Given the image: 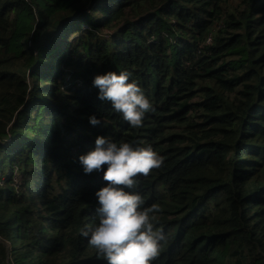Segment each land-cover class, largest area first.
<instances>
[{
    "label": "trees",
    "instance_id": "obj_1",
    "mask_svg": "<svg viewBox=\"0 0 264 264\" xmlns=\"http://www.w3.org/2000/svg\"><path fill=\"white\" fill-rule=\"evenodd\" d=\"M107 70L150 98L140 127L97 98ZM97 135L162 157L128 189L159 206L152 264H264V0H0V264H104L79 235Z\"/></svg>",
    "mask_w": 264,
    "mask_h": 264
},
{
    "label": "clouds",
    "instance_id": "obj_2",
    "mask_svg": "<svg viewBox=\"0 0 264 264\" xmlns=\"http://www.w3.org/2000/svg\"><path fill=\"white\" fill-rule=\"evenodd\" d=\"M99 35L107 37L110 33ZM205 43H213L212 37L206 38ZM131 77L129 70H107L96 73L91 84L97 89L99 100L110 103L115 113L131 127L138 128L145 114L155 108ZM101 119L95 114L88 116L92 125L99 124ZM94 145L77 159L85 175L102 170L106 183L94 192L98 222L80 228L79 235L104 264H152L167 239L163 227L156 223L159 206L145 207L141 193L128 189L136 186L137 174L146 176L150 170L159 168L162 157L150 144L134 145L105 135H97Z\"/></svg>",
    "mask_w": 264,
    "mask_h": 264
},
{
    "label": "rangeland",
    "instance_id": "obj_3",
    "mask_svg": "<svg viewBox=\"0 0 264 264\" xmlns=\"http://www.w3.org/2000/svg\"><path fill=\"white\" fill-rule=\"evenodd\" d=\"M105 32H110V30L109 29H105ZM49 63V62H48ZM32 71V69H30L28 72H27V75H26V79H27V83H30L31 82V79H32V75H31V72ZM52 78V76L50 75V76H45V75H43V78L41 79V82H40V89H42V88H47L48 86H50V83L49 82H51L50 81V79ZM42 93H43V91H42ZM170 129H174L175 131H182L183 130V125L182 124H175V125H172V126H170ZM2 175H1V173H0V177H1ZM1 179V178H0ZM5 179H6V177H5ZM0 184H3V182H2V180H1V183ZM5 197V196H4ZM11 240H12V242H14L15 243V239L14 238H11ZM4 243H5V246H6V248L8 249V250H10L11 249V247H10V244H9V241L8 240H2Z\"/></svg>",
    "mask_w": 264,
    "mask_h": 264
}]
</instances>
